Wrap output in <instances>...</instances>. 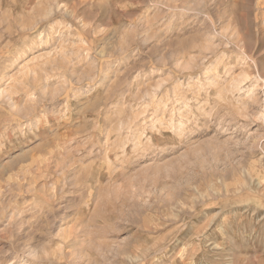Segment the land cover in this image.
<instances>
[{
    "label": "rangeland",
    "instance_id": "374dc122",
    "mask_svg": "<svg viewBox=\"0 0 264 264\" xmlns=\"http://www.w3.org/2000/svg\"><path fill=\"white\" fill-rule=\"evenodd\" d=\"M0 264H264V0H0Z\"/></svg>",
    "mask_w": 264,
    "mask_h": 264
},
{
    "label": "bare ground",
    "instance_id": "6f19581e",
    "mask_svg": "<svg viewBox=\"0 0 264 264\" xmlns=\"http://www.w3.org/2000/svg\"><path fill=\"white\" fill-rule=\"evenodd\" d=\"M73 235V234H72ZM71 236V235H70ZM67 240V239H66Z\"/></svg>",
    "mask_w": 264,
    "mask_h": 264
}]
</instances>
